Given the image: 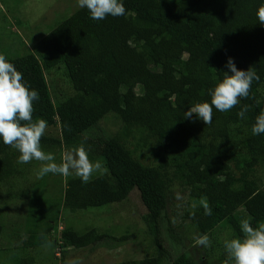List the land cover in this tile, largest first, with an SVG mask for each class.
Returning a JSON list of instances; mask_svg holds the SVG:
<instances>
[{"label": "trees", "instance_id": "16d2710c", "mask_svg": "<svg viewBox=\"0 0 264 264\" xmlns=\"http://www.w3.org/2000/svg\"><path fill=\"white\" fill-rule=\"evenodd\" d=\"M120 2L126 8L123 16L97 21L86 8L79 9L33 51L6 58L23 74L30 90L39 93V100L33 101V121L44 119L47 128L59 129V139L43 134L41 150L48 153L52 144L66 149L83 144L91 161L104 160V175L86 184L79 177L68 180L63 206L76 212L125 202L137 189L145 210L142 218L157 237L177 181L195 205L185 215L187 230L208 235L224 222L243 239L242 220L254 228L264 223V185L254 175L259 165L264 166V134L252 133L264 110V25L256 16L264 0ZM229 58L238 69L253 67L259 76L249 96L240 98L230 111L213 107L209 125L195 114L184 119L190 106L211 103L209 89L224 78ZM57 68L64 71L73 92L55 101L47 74ZM245 105L248 111L242 119L237 113ZM110 114L121 123L120 130L102 141L90 137V131ZM143 150L156 164L142 161L149 159L147 152L138 156ZM17 153L0 138V181H13L32 165L19 169ZM202 200L211 215H205ZM58 228L53 221L46 222L42 229L32 230L30 240L35 243L28 244H46L48 239L41 235L50 234L64 255L70 248L86 249L106 239L119 244L130 239L96 228L83 234ZM180 229L182 233L171 237L182 241L185 249L195 239H189L183 224ZM3 232L0 224V241ZM30 261L20 259L16 264ZM114 264L196 263L186 253L176 258L157 253Z\"/></svg>", "mask_w": 264, "mask_h": 264}, {"label": "rangeland", "instance_id": "374dc122", "mask_svg": "<svg viewBox=\"0 0 264 264\" xmlns=\"http://www.w3.org/2000/svg\"><path fill=\"white\" fill-rule=\"evenodd\" d=\"M79 9L77 0H0V55L9 58L30 53L53 29ZM47 78L55 101L72 94L63 70L54 69L47 74ZM262 94L264 97V90ZM121 127L117 117L110 114L89 135L102 141L115 135ZM58 130L55 127L47 128L44 135L59 139ZM130 142L134 145L136 143L134 139H130ZM134 145L130 147L133 149ZM67 149L62 145L59 147L52 144L48 153L54 154L59 163L62 153ZM146 152L138 151V156ZM19 155L18 152L16 160ZM146 156L149 159H142L144 163L156 164L150 152ZM100 162L104 163V160ZM30 163L32 165L23 169L24 172L17 179L14 177L13 181H0V224L4 227L0 241V264H16L20 259L32 260L24 264H72L74 261L76 264H114L129 260L140 261L157 253L168 258L186 253L196 264H224L221 261L223 258L227 259L224 240L238 238L232 227L223 222L208 234L210 247L191 243L184 249L182 241L172 239L171 234L182 233L181 224L190 240L198 237L195 228L187 230L189 222L185 219L187 210H192L195 205L190 203L189 192L177 181L173 183L169 193L167 217L160 222V232L156 237L142 218L145 210L139 201L137 189L131 192L125 202L72 212L63 206V199L68 180L77 176L72 174L64 177L50 173L38 178L40 162L33 160ZM22 165L24 164L18 165L19 169ZM105 173L107 171L103 168L94 172L92 178ZM254 175L263 186L264 166L259 165ZM50 221L59 227L58 231L66 228L83 234L90 228H96L99 232L109 233L116 238L129 236L130 239L122 244L106 239L105 242L86 249L70 248L64 251V255L56 242L50 241V234L41 235L48 239L46 244H28L35 243L30 240L32 230L42 229ZM62 258L65 263H62Z\"/></svg>", "mask_w": 264, "mask_h": 264}, {"label": "clouds", "instance_id": "9594fccd", "mask_svg": "<svg viewBox=\"0 0 264 264\" xmlns=\"http://www.w3.org/2000/svg\"><path fill=\"white\" fill-rule=\"evenodd\" d=\"M81 9H87L90 18L103 20L108 15L113 17L123 16L126 8L120 0H77ZM256 16L261 25H264V4ZM225 67L222 81L209 89L211 103H196L184 113V119H191L193 114L209 125L213 119V107L221 112L230 111L240 102V98H247L252 82L259 80L255 69L249 67L240 70L232 58H229ZM39 100L37 90H30L23 82V74L10 63L4 55H0V138L5 145L11 146L20 153L17 163L26 164L33 160L39 161L41 166L37 173L38 178L48 174L67 177L75 174L83 183H88L94 172L101 171L103 166L100 161H91L83 144L67 149L62 153L59 163L52 153L41 150L40 141L47 128L44 119L33 121V101ZM248 106L245 105L237 115L245 117ZM253 135L264 134V110L256 117L252 126ZM203 204L205 215H211V209L205 201ZM175 223V221H173ZM243 239L233 238L224 240L227 259L224 264H264V223L253 227L249 220L240 222ZM195 244L210 247L208 235L195 238ZM76 264V262H72Z\"/></svg>", "mask_w": 264, "mask_h": 264}]
</instances>
